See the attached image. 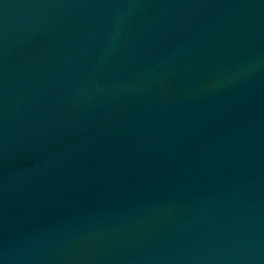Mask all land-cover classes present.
Instances as JSON below:
<instances>
[{"label":"water","instance_id":"1","mask_svg":"<svg viewBox=\"0 0 264 264\" xmlns=\"http://www.w3.org/2000/svg\"><path fill=\"white\" fill-rule=\"evenodd\" d=\"M0 264H264V0H0Z\"/></svg>","mask_w":264,"mask_h":264}]
</instances>
